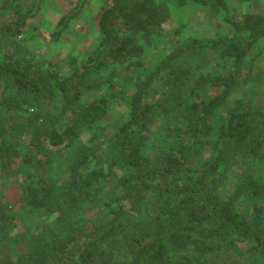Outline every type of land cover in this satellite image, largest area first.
Listing matches in <instances>:
<instances>
[{
  "label": "trees",
  "instance_id": "trees-1",
  "mask_svg": "<svg viewBox=\"0 0 264 264\" xmlns=\"http://www.w3.org/2000/svg\"><path fill=\"white\" fill-rule=\"evenodd\" d=\"M42 1L0 0V264H264V11L177 0L227 29L181 38L165 0H99L61 73Z\"/></svg>",
  "mask_w": 264,
  "mask_h": 264
},
{
  "label": "rangeland",
  "instance_id": "rangeland-1",
  "mask_svg": "<svg viewBox=\"0 0 264 264\" xmlns=\"http://www.w3.org/2000/svg\"><path fill=\"white\" fill-rule=\"evenodd\" d=\"M170 8L172 18L168 25L183 24L181 38L187 36H210L220 32L227 31L225 25L219 20L216 22L212 18L208 7L189 2L184 5H180L177 0H165ZM73 3V0H43L40 8L36 13V16L30 18L28 21H37V30L32 35L30 43V51L32 55L36 57H44L56 62H60L59 66H62L61 73H65L67 59L71 56L80 58L85 51L92 48L95 45V39L97 36V29L95 22L101 11L102 2L99 0H87L83 6V12L80 19L72 22L71 27L64 33L62 38L58 42H50L48 36V27L50 26L69 6ZM228 9L233 12H245L248 10H263L264 11V0H226ZM97 24V23H96ZM38 35H42L44 40L40 43L38 48L35 40ZM23 36V35H22ZM168 37L164 42L157 46L156 52H161L168 47ZM67 56V57H66ZM154 58V57H153ZM66 59V61H65ZM256 67L264 71V45L261 55L254 59ZM264 80V77H263ZM262 91H257L260 95H264V85L261 84ZM243 95V94H242ZM124 104L115 105V109L109 115V121H113L117 112L124 109ZM229 184V183H228ZM6 197L13 198L16 191V186H6ZM229 187H225L226 190Z\"/></svg>",
  "mask_w": 264,
  "mask_h": 264
}]
</instances>
